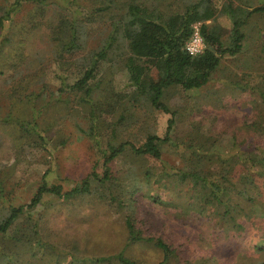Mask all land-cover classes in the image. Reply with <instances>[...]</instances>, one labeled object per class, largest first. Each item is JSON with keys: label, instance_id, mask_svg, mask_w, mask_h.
<instances>
[{"label": "rangeland", "instance_id": "rangeland-1", "mask_svg": "<svg viewBox=\"0 0 264 264\" xmlns=\"http://www.w3.org/2000/svg\"><path fill=\"white\" fill-rule=\"evenodd\" d=\"M143 1L157 4L161 10L182 12L197 0ZM211 1L220 11L227 0ZM249 1L255 6L264 5V0ZM235 2L249 6L244 0ZM35 14L38 12L29 4L19 14L12 15L11 21L5 22L0 30V41L6 36L11 40L5 44L4 53H0V183L3 191L0 218L11 207L28 205L43 182L60 184L65 189L73 187L91 173L96 160L81 132L88 126L85 107L77 105L71 93L60 91L61 84L66 91L73 86L81 76L80 67L58 57V46L50 41L45 21H40ZM115 20L109 15L103 22L98 20L88 25L93 48L101 45V39ZM216 22L224 28H232L226 14L217 16ZM241 30L245 34L241 52L225 56L220 70L212 76V84L200 90L184 92L173 87L165 91L162 102L174 112L171 143L162 147V160L167 168H188L191 157L183 148L187 149L186 142L190 138L200 143L195 146L209 142L210 151L216 153L209 152L213 157L206 162L207 172L211 169V173L221 171L223 161L219 162L218 157H231L230 163L234 164L232 155L238 148L248 156L264 155V123L260 133L245 126L259 121L262 108L258 94L251 89L258 88L264 93V17H253ZM88 46L82 53L89 52ZM117 49L124 52V47ZM128 79L126 71H118L103 79V85L108 81L115 92L126 94L131 90ZM133 113V117H125L124 128H118L116 137L122 132L124 137L133 139L145 132L164 137L171 114L146 106L136 108ZM119 114L115 111L108 118L114 121ZM7 117L23 124H37L48 140L42 147L33 146L34 136H29L31 142L17 124L3 121ZM199 123L201 128L194 131L193 124ZM100 132L105 142L107 135ZM231 134L236 135V141ZM135 161L139 165L138 178L141 166H156L150 159L124 157L112 164L114 175L121 176ZM229 172L234 182L242 175L237 165ZM133 184H128V194ZM136 186L135 216L141 221V230L146 237L163 239L175 251L167 264L264 263V251L257 248L264 232L256 223L264 220L259 208L242 214L234 209L233 216H239L237 221L242 218L246 226V231L239 234L227 219L229 216H224L222 207L216 211L207 207L201 213V209L193 205L197 198L188 187L172 188L169 183L150 187V183L142 180ZM230 192L231 204L236 202L240 208L251 209L241 199L236 201L237 194ZM145 194L156 196L159 203L151 205ZM94 196L63 202L47 195L35 208L25 209L14 221L9 235L13 237L18 228L27 227L30 217L38 226L33 232L35 240H29L27 246L12 245L11 239L4 241V248L0 247V264H120L115 257L121 253L135 264H161L163 254L152 244L127 245L124 226L127 211L108 206ZM37 238L41 239L40 245L36 243Z\"/></svg>", "mask_w": 264, "mask_h": 264}, {"label": "trees", "instance_id": "trees-1", "mask_svg": "<svg viewBox=\"0 0 264 264\" xmlns=\"http://www.w3.org/2000/svg\"><path fill=\"white\" fill-rule=\"evenodd\" d=\"M235 3V0H227L218 11L211 0H197L184 7L182 12H177L161 10L157 4L143 0H13L11 3L8 0L1 1L0 30L4 28L5 22L11 21L12 15L19 14L24 7L31 4L33 11L38 12L35 16L40 21H45L50 31V41L58 46V57L65 59L70 65H79L81 76L67 91L61 84L60 91L64 94L71 93L75 96L77 105L85 107L88 126L81 132L96 157L91 173L73 187L65 189L60 184L48 185L43 182L28 205L9 208L0 218L2 249L4 241L9 239L13 242L12 245L21 246H27L29 240H35L33 232L38 226L30 217L27 219V227L18 228L13 237H10L9 231L25 209L35 208L42 203L45 196H53L65 202L92 194L108 206L127 211L124 219L127 245L141 242L152 244L163 254L161 264H167L175 251L161 238L146 237L141 230L140 219L135 216L136 194L133 193L136 184L140 185L141 180L150 183V187L161 183H169L172 188L188 187L191 194L197 198L193 205L200 208L201 213L207 207L215 208V211L222 207L224 216H229L227 219L234 224V230L239 234L246 231V226L240 220L242 218L237 221L239 216H233L235 210L242 214L259 208L264 217V155L263 158L257 155L248 156L238 148L232 155L234 164L230 163L231 157H218L219 162L223 161L221 171L211 173V169L207 172L206 162L211 161L216 153L210 151L211 146H207L209 142L195 146L200 143L190 138L186 142L187 149L183 150L189 151L190 163L194 165L189 163L186 169L171 166L167 168L162 160V147L171 143L174 123V112L162 102L165 91L173 87H178L184 92L200 90L212 84V76L220 70L225 56H235L241 52L245 40L241 28L255 16L264 17V5L255 6L249 0H244V3L249 5L246 8ZM220 14L229 17L232 22L231 29L216 22ZM109 15L116 20L111 30L101 39V45L93 48L90 45L93 35H89L87 27L98 20L103 22ZM208 21L211 23L206 24ZM195 24H200L206 48L197 56H189L183 47ZM10 41L7 36L0 41V53H4V46ZM87 46L90 48L89 52L82 53ZM120 47H124L123 53L118 51L117 48ZM118 71H126L129 76L128 86L131 90L126 94L115 92L108 81L103 85V79ZM99 85L104 87L99 88ZM251 91L258 94L262 108L259 121L256 122L258 124L245 126L250 131L253 129L260 133L261 124L264 123V93L258 88H252ZM142 106L171 114L164 137L145 132L143 136L135 139L127 138L124 137L123 130L118 133L119 137H116L118 128H124L125 117H133L135 109ZM115 111L120 113L119 117L114 121L109 120V114ZM3 121L17 124L31 142L29 136H34L33 146L42 147L48 140L37 124H23L8 117ZM201 123L193 124L194 131L201 128ZM100 130L107 135L105 142ZM231 136L237 140L236 135ZM197 139L199 140V137ZM124 157L135 160L150 159L156 166H141L138 178L136 172L139 165L135 161L128 166L124 174L115 176L112 164ZM236 165L240 167L242 175L234 182L229 169L233 170ZM157 167L159 169L156 171ZM132 183L133 190L128 194V184ZM230 191L237 194L236 201L241 199L248 205L246 207L251 209L242 206L240 208L236 202L231 204L233 198ZM2 192L0 183V197ZM144 197L151 201V205L156 206L159 203L156 196L145 194ZM256 223L260 225V230L264 228V220ZM36 243L40 245L41 239L37 238ZM257 248L264 251V232ZM115 258L120 264H135L125 258L123 253Z\"/></svg>", "mask_w": 264, "mask_h": 264}, {"label": "built area", "instance_id": "built-area-1", "mask_svg": "<svg viewBox=\"0 0 264 264\" xmlns=\"http://www.w3.org/2000/svg\"><path fill=\"white\" fill-rule=\"evenodd\" d=\"M206 48L203 36L201 34L200 24L192 27L190 38L185 42L183 50L189 56H197Z\"/></svg>", "mask_w": 264, "mask_h": 264}]
</instances>
